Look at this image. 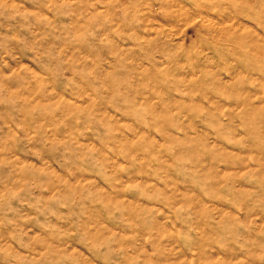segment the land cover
Returning <instances> with one entry per match:
<instances>
[{
  "label": "rangeland",
  "instance_id": "374dc122",
  "mask_svg": "<svg viewBox=\"0 0 264 264\" xmlns=\"http://www.w3.org/2000/svg\"><path fill=\"white\" fill-rule=\"evenodd\" d=\"M253 10L68 0L41 19L39 0H0V264H264ZM103 93H121L119 105ZM72 110L100 134L74 135ZM37 132L51 134L43 160L24 149ZM66 140L95 159L50 165Z\"/></svg>",
  "mask_w": 264,
  "mask_h": 264
},
{
  "label": "clouds",
  "instance_id": "9594fccd",
  "mask_svg": "<svg viewBox=\"0 0 264 264\" xmlns=\"http://www.w3.org/2000/svg\"><path fill=\"white\" fill-rule=\"evenodd\" d=\"M245 4L253 3L255 10L249 11L248 16L255 17L253 20V24L257 27V30L261 29L260 25H264V0H243ZM40 3V12L37 13L43 19V12L47 10L48 13L58 14L61 7L65 6L68 3V0H39ZM239 19V17H238ZM257 21L259 23H257ZM243 23V21H241ZM49 75L48 73H45ZM55 81H53V85ZM68 84L72 86L73 90L76 91L79 95L83 96L84 92L80 91L79 86L75 83V78L69 79ZM87 91V88H85ZM97 95V89L92 88L91 92L88 94L87 103L91 104L93 102V96ZM106 97L105 103L108 100H111L113 104L119 105L121 93H103ZM72 115L74 116V122L72 124V132L78 138L80 135L87 136L89 127L93 129L94 132L99 133V129L103 128V125L99 122L90 119L86 112L76 113L75 110H72ZM50 133L37 132L33 136H26L24 139L27 141L24 144V149L26 155L38 154L41 160L45 159V152L52 145V140L48 137ZM49 164L60 169L62 172L68 173L79 171L82 163L88 162L90 160L95 159V153H87L82 147L76 145L74 142L72 144H68L66 140L63 145H57L55 149V154L50 155L48 157Z\"/></svg>",
  "mask_w": 264,
  "mask_h": 264
}]
</instances>
